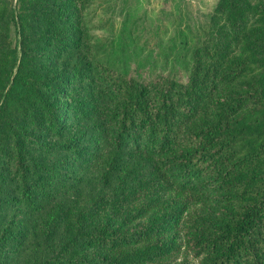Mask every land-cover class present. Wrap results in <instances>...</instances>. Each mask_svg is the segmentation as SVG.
<instances>
[{
  "label": "trees",
  "instance_id": "trees-1",
  "mask_svg": "<svg viewBox=\"0 0 264 264\" xmlns=\"http://www.w3.org/2000/svg\"><path fill=\"white\" fill-rule=\"evenodd\" d=\"M86 2L15 0L8 7L0 0V264H162L181 246L199 254L189 264H264V0H216L209 38L190 52L183 80L126 73L95 53L84 58ZM35 7L44 9L40 16ZM35 39L59 52L78 47L71 69L79 77L100 67L68 135L61 111L45 99L54 89L43 85L27 47ZM27 121L60 135L52 148L70 155L80 175L56 185L57 162L25 154ZM81 191L85 215L128 214L119 222L70 221L59 242H50L62 201ZM190 201L211 209L195 219L175 206ZM141 207L151 212L134 222L128 208ZM184 217L189 224L180 227ZM175 226L178 249L159 236ZM20 245L33 257L20 255Z\"/></svg>",
  "mask_w": 264,
  "mask_h": 264
},
{
  "label": "rangeland",
  "instance_id": "rangeland-1",
  "mask_svg": "<svg viewBox=\"0 0 264 264\" xmlns=\"http://www.w3.org/2000/svg\"><path fill=\"white\" fill-rule=\"evenodd\" d=\"M215 1L87 0L82 12L80 29L82 38L89 46L84 58L95 53L96 57L103 59L109 66L126 73H138L142 75L141 77L146 75L147 78L156 74H166L183 80L187 74L190 52L196 45L209 38L206 33L207 27H209V15ZM256 1L249 0V3L254 4ZM5 2L8 7H12L15 0H5ZM42 10L44 9L39 7L33 9L38 15ZM250 21L252 20L250 19ZM44 26L38 25L36 27L43 29ZM10 35L14 42L16 36L12 27L10 28ZM27 47L29 51L35 54V62L39 65L38 71L44 77L43 85L48 89H54V92L45 94V99L58 108L59 112L61 111L59 115L61 119H65L63 126L66 128L65 135H68L67 133L70 132L77 115L80 113L79 106L83 95L90 92L86 87L87 83L90 82V75L94 77L97 72L100 73V67L88 69L87 72L83 70L79 77L77 71L71 69L72 65L80 59L78 47L65 48L59 52L49 49L46 44L36 39L31 41ZM76 67L78 68V66ZM109 84L107 82V87H110ZM107 100L109 101L106 102V105H112L113 97H108ZM37 110L39 116L41 114L45 119L43 113L39 109ZM38 125L44 130L36 131L35 125L31 121H27L25 127L22 126L25 132L22 149L25 150V154L38 160L39 163L48 164V166L57 162L60 171H58V178L53 179V181L59 182L56 185L64 184L70 178L80 175L81 172H76L70 167L72 163L70 155L65 154L64 156L62 151L52 148L53 145L61 141L60 135L53 134V130L46 129L43 121ZM87 172H89L90 178L96 181L94 172L91 173L89 169ZM85 183L86 180L80 179V185H85ZM170 196L171 194L168 193L167 197ZM162 197L164 198V196ZM85 198H87V193L81 191L75 196L68 195L62 201V215L59 221L57 220L50 242H59L58 239L62 235L64 227L70 221L74 224H83L86 220L99 221V219L119 222L124 220L128 214L125 210L118 214L103 212L97 219L92 218L81 213ZM178 199H182V197ZM175 206L191 211L194 213L192 217L195 219H198L199 213H205L211 209V205L207 202L199 205V203L190 201L187 205L178 203ZM143 208H128L131 219H135L134 222H142L148 218L151 211L149 209L144 212ZM187 224L189 221L184 217L179 226ZM180 227L165 229L159 236H163V239L170 237V243H174L175 249H178L182 243L179 234ZM22 245L17 246L20 255L23 254L28 259L32 258L33 255L29 249L22 247ZM15 250V246L9 249L11 256ZM198 258L199 254L195 253L194 250H187L181 246L178 253L175 250L173 254L162 261V264L165 262H167L166 264H179L181 262L189 264L195 263Z\"/></svg>",
  "mask_w": 264,
  "mask_h": 264
}]
</instances>
